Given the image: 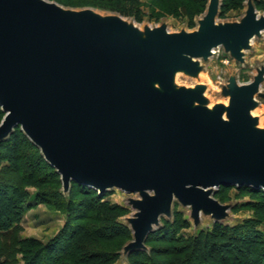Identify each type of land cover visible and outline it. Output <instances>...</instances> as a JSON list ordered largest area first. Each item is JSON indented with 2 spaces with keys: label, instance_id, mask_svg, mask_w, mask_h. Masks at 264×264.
Returning <instances> with one entry per match:
<instances>
[{
  "label": "water",
  "instance_id": "95a60500",
  "mask_svg": "<svg viewBox=\"0 0 264 264\" xmlns=\"http://www.w3.org/2000/svg\"><path fill=\"white\" fill-rule=\"evenodd\" d=\"M218 14L211 0L197 34L156 30L141 53L138 33L118 20L64 13L40 0H0V142L21 126L67 190L75 182L100 194L152 193L136 203L133 248L175 199L222 218L208 189L264 190V131L250 116L260 80L233 88L230 121L193 109L199 91L151 89L191 58L222 46L238 53L264 31L251 6L238 26L215 28Z\"/></svg>",
  "mask_w": 264,
  "mask_h": 264
},
{
  "label": "rangeland",
  "instance_id": "374dc122",
  "mask_svg": "<svg viewBox=\"0 0 264 264\" xmlns=\"http://www.w3.org/2000/svg\"><path fill=\"white\" fill-rule=\"evenodd\" d=\"M40 1L46 5L57 7L64 13L80 15L84 12H90L102 22L110 19L120 21L138 33V45L140 44L139 50L141 53L146 50L145 44L150 42L147 34L156 30L165 29V32L170 36L197 34L200 22L208 15L211 5V0H207L204 7L202 3H198L195 0H161L158 2L141 0L143 20L138 22L133 18L123 16L106 0ZM227 1L217 0L219 14L215 19V28L242 25L250 6L253 7L258 17H264V10L259 9L254 0H247L241 9H233L224 16H220L221 6ZM214 51L216 54H211L208 57L191 58V66L175 69L166 85L160 83H157V85L152 84L151 89L167 96L180 91H199L202 94V100L194 102L192 105L193 109L204 108L210 113L218 111L223 120L230 121L229 112L232 105L233 88L247 86L256 80H260L261 85L253 96L255 106L251 110L253 112L251 119L256 130L264 131V31L243 43L238 53H235L232 47L226 46L219 47ZM5 117L6 113H1L0 111V127ZM15 129L23 131L21 126ZM44 178L49 182L45 190L59 189L61 194L68 200L72 183L67 190L63 184L62 177H60L61 185L56 183V178L51 180L47 175ZM20 179L21 176L19 174L5 170L4 165L0 163V180H11L12 185H20ZM207 192L211 193L213 200L223 209L222 218L216 217L212 212L200 211L196 213L192 206L175 199L169 213L161 216L151 231L160 229L164 220H172L175 211L183 213L184 218L190 224L188 229L179 234L184 239H189L200 232L211 230L216 223L236 226L256 217V208L251 205L254 199L251 195L245 194V192L236 187L208 189ZM27 194L28 198L23 206L22 221L16 232L21 239H35L43 245L53 246L56 240L65 236L62 233L67 228L68 223L71 222L73 226H92L93 222L91 220L71 219L68 215L71 207H66L64 203L60 204V201L52 195H44L31 187L27 188ZM107 194V200H111L113 203L129 210V214L123 217L121 222L133 232L132 239L125 241L120 248V257L115 264H131L129 255L132 252L149 251L152 247H167L171 245L155 242L148 244L145 240L141 247H132L135 243L133 223L138 220L140 215L136 203L143 202L145 194L154 196L152 193H126L112 189ZM80 198L82 196L75 195L76 200ZM90 216L92 215L90 214ZM69 229L71 231L72 227L69 226ZM3 241L9 242L10 238H3ZM103 248L109 249L107 244L103 245ZM54 255L59 257L62 253L55 248ZM161 260L166 259L161 258ZM47 261L48 258L44 254L37 261V264H46ZM0 264H27V262L23 255L18 253L13 258L9 256L1 258Z\"/></svg>",
  "mask_w": 264,
  "mask_h": 264
},
{
  "label": "trees",
  "instance_id": "16d2710c",
  "mask_svg": "<svg viewBox=\"0 0 264 264\" xmlns=\"http://www.w3.org/2000/svg\"><path fill=\"white\" fill-rule=\"evenodd\" d=\"M106 1L123 16L138 22L143 20L141 0ZM195 1L202 3L203 7L207 3V0ZM246 1L224 2L220 16L230 10L241 9ZM255 3L259 9L264 10V0H256ZM0 111L4 113L1 108ZM0 163L5 170L21 176L20 185H12L11 180H0V259L8 256L13 258L20 253L27 264H37L44 254L48 258L46 264H115L119 260V250L125 241L132 239L133 232L121 222L129 214V210L107 200L108 192L100 194L94 189L72 182L66 200L59 189L45 190L49 183L44 178L45 175L51 180L56 178L58 185L62 182L61 175L46 161L40 148L21 130L15 129L8 138L0 142ZM29 187L44 195H52L60 204L71 207L68 214L71 219L91 220L92 226H73L71 222L68 223L62 233L65 235L64 239L59 238L53 246L43 245L35 239L19 238L16 232L22 221ZM236 188L254 199L251 204L256 208L254 219L236 226L216 223L211 230L184 239L179 234L188 229L190 224L183 213L175 211L172 220H164L163 226L150 233L146 239L148 244L155 242L171 245L132 252L129 255L130 263L264 264V190L248 186ZM76 194L82 198L76 200ZM69 226L72 227L71 231ZM3 238H10V241L4 242ZM105 244L109 249L103 248ZM55 248L62 253L61 256L54 255Z\"/></svg>",
  "mask_w": 264,
  "mask_h": 264
},
{
  "label": "bare ground",
  "instance_id": "6f19581e",
  "mask_svg": "<svg viewBox=\"0 0 264 264\" xmlns=\"http://www.w3.org/2000/svg\"><path fill=\"white\" fill-rule=\"evenodd\" d=\"M212 55H214V54H216V52L213 50L212 51V53H211ZM154 85H157V83H154ZM159 86V85H158ZM253 114V112L252 111H250V116ZM225 118V117H224ZM227 119V118H226Z\"/></svg>",
  "mask_w": 264,
  "mask_h": 264
},
{
  "label": "crops",
  "instance_id": "0c3cea01",
  "mask_svg": "<svg viewBox=\"0 0 264 264\" xmlns=\"http://www.w3.org/2000/svg\"><path fill=\"white\" fill-rule=\"evenodd\" d=\"M256 0H254V2H255Z\"/></svg>",
  "mask_w": 264,
  "mask_h": 264
}]
</instances>
